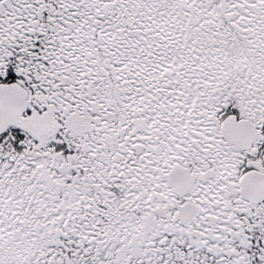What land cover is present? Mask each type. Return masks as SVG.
Segmentation results:
<instances>
[{
    "label": "snow or ice",
    "instance_id": "snow-or-ice-1",
    "mask_svg": "<svg viewBox=\"0 0 264 264\" xmlns=\"http://www.w3.org/2000/svg\"><path fill=\"white\" fill-rule=\"evenodd\" d=\"M0 264H264V0H0Z\"/></svg>",
    "mask_w": 264,
    "mask_h": 264
}]
</instances>
